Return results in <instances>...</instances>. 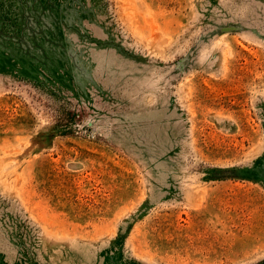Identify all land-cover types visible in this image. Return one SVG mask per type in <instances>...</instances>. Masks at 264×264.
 Returning a JSON list of instances; mask_svg holds the SVG:
<instances>
[{
	"label": "rangeland",
	"instance_id": "374dc122",
	"mask_svg": "<svg viewBox=\"0 0 264 264\" xmlns=\"http://www.w3.org/2000/svg\"><path fill=\"white\" fill-rule=\"evenodd\" d=\"M0 264H264V0H0Z\"/></svg>",
	"mask_w": 264,
	"mask_h": 264
}]
</instances>
